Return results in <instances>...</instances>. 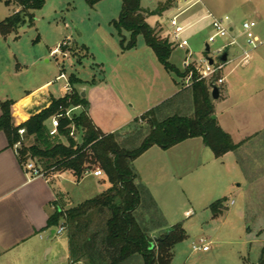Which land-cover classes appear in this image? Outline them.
Segmentation results:
<instances>
[{"label": "rangeland", "instance_id": "rangeland-1", "mask_svg": "<svg viewBox=\"0 0 264 264\" xmlns=\"http://www.w3.org/2000/svg\"><path fill=\"white\" fill-rule=\"evenodd\" d=\"M200 1L217 16L235 15L238 33L242 31L245 15L253 14L258 8L264 13V0ZM167 2L142 0V6L157 10ZM173 7L174 0L168 10ZM121 10L122 0H102L94 7L86 0H46L45 6L34 13L33 24L27 22L17 34L7 38L0 34V90L9 89L17 97L26 88L30 89L51 76L57 77L63 71L66 78L58 80L51 88L57 100L65 96L70 77L75 75L83 83L75 84L74 89L92 95L96 123L106 131L117 127L116 132L122 136L121 141L126 148H139L149 133L148 130L138 129L140 118L170 100V92L179 88L175 82L186 85L187 78L183 79L180 74H185L187 68H200L199 61L206 56L219 60L217 52L229 42V38L217 39L211 45V52L207 53L206 43L214 34L211 21L193 26L184 35L189 48L173 46L170 63L179 74L170 73L159 63L143 36L137 39V49L123 53L118 33L112 25L118 20ZM18 11V6L0 2V23ZM172 15L168 13L149 18L152 25L159 24L164 28L162 35L165 37L159 35L170 40L172 28L169 21ZM260 29L264 30V22L259 23ZM125 35L129 38L128 34ZM65 41L69 48L62 49V52L67 56L62 53L51 55V51ZM187 61L190 65H186ZM198 74L201 76L199 70ZM216 78H222V75ZM105 88L106 91H103ZM225 105L216 103V111L221 114ZM180 109L182 114L191 115L192 101L188 99L185 105L179 106ZM80 111L79 108L72 110L71 116ZM14 112L15 108H12L13 125L19 128L20 142L16 147L20 152L34 145L35 139L28 137L26 130L20 128ZM56 116L48 122L50 131ZM239 121L245 125L239 129L233 125V119L222 121L223 127L232 132L230 135L234 143L240 144L254 137L239 152H230L217 159L205 144L202 147L199 140L180 145L169 153L153 147L134 163L141 182L155 196L157 208L167 227L180 224L187 232L188 238L175 248L172 264H250L260 258L264 247V130H260V124L264 120ZM23 129L25 133L21 134ZM80 136L76 130L74 140L78 144ZM60 141L68 144L64 137H60ZM240 154L249 180L238 162ZM30 162L35 163L36 160ZM43 173L64 192L58 195L63 213L97 197L110 187L105 175L97 178L88 174L84 180L77 182L70 174L60 180V174L53 169ZM221 199L227 200V210L222 217L214 219L210 206ZM164 232L166 230L159 231L157 236ZM65 237L69 241L67 231ZM201 239L209 246L207 252L193 248L194 245L202 246ZM78 264L90 262L81 259ZM133 264H142V261L139 259V263Z\"/></svg>", "mask_w": 264, "mask_h": 264}, {"label": "trees", "instance_id": "trees-1", "mask_svg": "<svg viewBox=\"0 0 264 264\" xmlns=\"http://www.w3.org/2000/svg\"><path fill=\"white\" fill-rule=\"evenodd\" d=\"M101 1L86 0L91 7ZM167 1L164 6L161 4L156 11L150 12L142 7V0H122L120 16L112 25L118 33L123 52L134 50L138 37L143 36L164 68L170 73L179 74L170 63L172 44L147 22L148 17L161 15L169 9L172 0ZM0 2L20 8V11L0 23L3 38L17 34L27 22L33 24L34 13L46 4V0ZM191 71L193 84L190 87L183 86L178 95L140 118L138 129L148 130L149 133L137 149L126 148L118 132L105 134L94 124L89 115V102L82 93L74 89L75 84L83 83L75 75L69 81L71 92L53 100L49 108L21 125L20 128L26 130L27 136L35 139V144L30 148L18 151L23 167L36 160L34 164L40 170L53 169L59 174L69 172L77 182L99 169L110 184L97 197L66 213L57 209L49 219L48 228H58L61 225L66 227L72 264H78L81 259H87L90 264H133L139 263V259L142 264H172L175 248L188 238L187 232L180 224L167 229L155 200L136 172L135 161L153 147L169 150L195 138H202L204 144L219 159L227 153L239 152L254 138L240 144L234 143L232 136L222 129L217 119H213L215 108L211 95L212 84L206 80L197 81L199 75L193 68H187L186 73L180 75L183 79L187 78ZM215 81L217 78L213 80ZM185 98L192 101L191 115L182 114L181 109L179 110L181 104L185 105ZM13 105L12 101L0 103L3 112L0 131L7 135L10 146L15 147L20 138L19 128L12 121ZM77 108L81 109L80 113L73 114L71 118H61L58 134L51 136L49 120L55 115ZM73 128L81 135L79 144L70 136ZM60 137L66 138L68 144H63ZM238 162L249 180L241 154ZM226 204L227 200L221 199L210 206L214 219L224 215ZM163 230L166 232L160 237H153L156 231ZM257 264H264V247Z\"/></svg>", "mask_w": 264, "mask_h": 264}, {"label": "crops", "instance_id": "crops-1", "mask_svg": "<svg viewBox=\"0 0 264 264\" xmlns=\"http://www.w3.org/2000/svg\"><path fill=\"white\" fill-rule=\"evenodd\" d=\"M178 7L180 6L175 4V7L165 11L161 15L173 13L174 15L171 16V21L178 13ZM151 8L152 7H147L144 9L150 12L156 11L150 10ZM207 8L200 1L181 15L179 17V22L182 25L193 24V26H195L201 22L210 20L205 19L199 21L207 10L210 11ZM210 12L213 13L212 11ZM153 16L148 17L147 22L153 29H156L157 32L162 35L164 28L159 24L154 26L149 22V18ZM223 16L230 15L224 14L217 17ZM245 18V21L252 20L257 22L255 39L258 47L252 49L247 44L242 33L236 31L237 19L235 15H233L231 19L235 30L230 35L227 44L233 42V40H235L236 43L228 47V61L224 70L221 72L222 78H224L225 81L220 87L219 100L216 102L214 101V108L216 103L222 102L226 104L221 114H219L215 108V115L222 129L229 134H232V132L223 127L222 121L223 119L225 120V118L233 119V125L237 127L236 129L245 126L243 123L240 124L239 120L241 119L264 120V30H258L259 23L264 22V13L261 8H258L253 14L245 15ZM164 39H168L172 46H174L170 38ZM66 44V47L69 48V44ZM67 48L65 50H67ZM135 49H137V47ZM53 51H51V54ZM246 51L249 52L250 58L247 62H244L243 56ZM62 74L65 75L63 71H61V75ZM61 75L57 77L51 76L49 79L31 86L30 89L26 88L19 93L17 97L13 95L11 90L2 89L0 90V103L6 101L14 102L12 107L15 108L14 115L17 116L19 125H22L31 117L51 106L53 100H55L51 88L54 86L55 82L62 80L59 79ZM175 83L179 88L170 92L169 99L178 95L183 89V82L181 84L178 82ZM103 91H106V88ZM66 92L68 93L67 90ZM67 93H65V95ZM88 96L87 94L84 98L88 99L87 101L90 105L89 115L94 124L104 132L106 130L102 129L94 119L95 106L91 102L92 95ZM133 107L132 105V108ZM2 115L3 112L0 108V118ZM260 126V130H264V123H261ZM116 130H118L117 127L110 128L104 133L111 134L115 133ZM199 140L202 141L201 145L204 147L203 139L195 138L187 140L167 151L165 150V152L169 153V151H173L180 145L195 143V141ZM189 145L193 146L194 144ZM67 174L74 177V175L69 172L62 173L58 177L60 180H64ZM146 188L151 192L149 187L146 186ZM60 193L64 194L62 189L60 187H55L54 183L46 177L31 178L26 168L23 167L20 162L17 147L10 146L7 135L3 131H0V264H72L69 241L65 237V234L62 236L56 234V229L59 227L48 228L50 217L57 209L62 211L58 198ZM150 194L154 199L155 196H153L152 193ZM66 198H68L67 195ZM169 228L171 227H167V229ZM53 231H55L54 234ZM158 232L159 231H156L154 233V237L157 236ZM257 262L250 264H257Z\"/></svg>", "mask_w": 264, "mask_h": 264}, {"label": "built area", "instance_id": "built-area-1", "mask_svg": "<svg viewBox=\"0 0 264 264\" xmlns=\"http://www.w3.org/2000/svg\"><path fill=\"white\" fill-rule=\"evenodd\" d=\"M151 1V0H148ZM200 0H174V4L179 5L178 7V13L176 16L170 21V26L172 28L171 32V40L173 42V45L176 47H179L180 49H187L189 48V42L184 39V34L186 31L191 29L193 24H187V25H182L179 22V17L183 15L187 10L191 9L194 5L198 4ZM205 19H210L211 24H212V29L214 34L209 37L208 42L206 43V46L208 45L210 47V52H211V45L214 44L217 39H224V38H229L230 35L234 32L235 27L233 25V21L230 16H223V17H217L210 11H206L205 15L199 20L203 21ZM257 27V22L248 20L242 23L241 28H242V35L245 37L247 44L252 48L256 49L258 47L256 39H255V29ZM236 42L233 40V42L229 44H225L218 50L219 56L226 50L228 47H231L234 45ZM67 44L66 42H63L59 47H57L51 55L57 56L58 54H63L64 56H67L65 52H62V49L66 48ZM209 52V53H210ZM250 58L249 52H245L243 56L244 62H247L248 59ZM210 59L214 60L213 64H210ZM227 63H222L219 60L213 59L211 57H203L199 61V66L200 68H195L199 72H201V76L199 75V79L197 81L201 80H207L211 84H215L218 87H221L224 84V78H218L217 81L213 82V80H216V77L221 74V72L224 70L225 66ZM186 65H190L189 61L186 62ZM200 69L202 71H200ZM66 75L62 74L59 79H65ZM186 87H190L193 84V72L191 71L189 75L187 76L186 79ZM66 90L68 92H71V87L70 84L66 87ZM212 91V89H211ZM71 113L72 110L67 111L65 114L57 115L51 122V131L50 135L51 136H56L58 134V128L60 125V119L63 117L71 118ZM75 128L72 129L70 136L72 138H75ZM21 134L25 133V130H20ZM26 171L30 174L32 179L35 178H44L45 175L42 170H40L33 162H28L25 166ZM97 178H101L104 176V173L101 170H95L91 173ZM87 174V175H88ZM66 233V227L64 225H61L58 229H56V234L58 236H62L63 234ZM199 245H194V250L196 251H204L207 252L209 250V246L205 244V241L203 239L200 240Z\"/></svg>", "mask_w": 264, "mask_h": 264}, {"label": "water", "instance_id": "water-1", "mask_svg": "<svg viewBox=\"0 0 264 264\" xmlns=\"http://www.w3.org/2000/svg\"><path fill=\"white\" fill-rule=\"evenodd\" d=\"M206 52L209 53L210 52V47L207 45L206 47ZM228 49L225 50L220 56H219V61L222 62V63H227L228 61ZM214 63V60L210 59V64H213ZM212 87V92H211V95H212V98L214 101H217L219 100L220 98V87L216 86L215 84H212L211 85ZM83 97L86 96L85 93L82 94ZM213 119H217V117L214 115L213 116ZM55 233V231H53V234Z\"/></svg>", "mask_w": 264, "mask_h": 264}]
</instances>
